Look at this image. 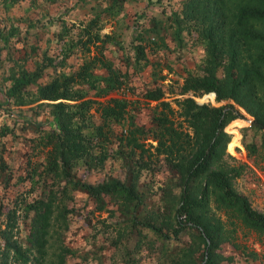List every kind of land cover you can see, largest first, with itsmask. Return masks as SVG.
<instances>
[{"label":"trees","instance_id":"1","mask_svg":"<svg viewBox=\"0 0 264 264\" xmlns=\"http://www.w3.org/2000/svg\"><path fill=\"white\" fill-rule=\"evenodd\" d=\"M219 10L223 19L213 21L217 29L211 28L204 35L202 71L198 74L187 72L177 85L175 94L190 91L198 96L211 91L209 95L212 96L213 92L216 99L223 92L233 96L252 115L249 127L261 132L260 144L264 146V0H233L232 4L219 0ZM94 23V19H90L78 28L75 40L65 39L57 63L52 55L43 52L39 59L33 60L32 68L10 71L6 76L8 83L3 87L4 95L14 104L40 99L38 106L48 107L51 123L45 133L38 137L43 152L42 162H32L28 158L25 175L15 176L12 166L0 155V183L3 186V192H0V264H69L67 254L71 253V249L59 234L51 256H48L47 247L53 221L60 217L61 222L66 223L69 208L63 200L72 189L84 192L97 209L105 208L106 197L118 205L123 217L119 219L118 216L116 222L123 226L125 238L131 239V245L122 246L124 264L136 263L131 253L140 247L141 240L148 241L147 234L150 240L158 242L160 250L159 259L153 264H217L224 257L217 250L220 242L228 238L236 225L258 233L264 232V212L254 208L248 197L232 186L231 178L239 173L241 165L213 164L225 154L222 150L228 135L223 128L228 122L241 118L239 109L232 103H197L192 96L173 97L177 107L174 109L169 101L163 99L164 91L161 88L144 89L142 96L160 105L148 127L150 137L155 141L154 145H150L152 153L160 155L166 166L162 165L167 174L165 187L178 188L177 194L173 193L176 202L165 219L157 217L159 211H164L161 205L153 211V215H149L152 209L143 214L145 197L134 180L105 176L90 181L75 177L72 166L77 161L86 166L101 165L105 153L99 145L97 158L94 157L92 140L98 143L105 140L111 129L110 124H113L111 122L119 121L127 110L121 98L109 96L95 107L100 123L87 121L90 104L95 99L86 96V89H92L98 97L104 96L120 86L124 79V72L105 59L101 50L103 44L96 43L98 40L103 42V38L109 35L100 34L97 28L92 27ZM178 31L175 28V32ZM67 32L68 29L63 27L57 36H66ZM222 34L228 35L231 42L226 49L227 65L219 76L216 73V40L221 39ZM0 37L5 40L7 35L0 31ZM132 39L134 60L138 61L144 56L141 34H134ZM76 44L81 46L83 52L77 66L68 71L53 72L45 80L39 81L45 68L53 69L55 64L64 65ZM91 45L96 47V53L89 56ZM245 47L246 60L238 61L234 68L236 58L241 56V49ZM96 67H102L106 73L96 76L93 71ZM15 73L18 76H14ZM98 80L102 83L98 84ZM78 82L86 84L85 90L83 87L74 89ZM30 84L33 89L29 87ZM69 99L77 101L69 103ZM174 111L180 120L175 121L170 117ZM87 127L89 131L82 130ZM1 130L0 127V133ZM128 142L130 148L138 150L139 165L145 148L133 135ZM241 142L251 152L258 149L253 141L244 140V133ZM40 173L43 174L42 187L39 193L30 194L39 180L34 175L40 176ZM14 176L20 187L14 190V195L9 196L4 193ZM25 180L29 182L27 187ZM210 201L214 208L221 211L225 221L214 213H208ZM21 224H25L26 229L20 238ZM226 224L230 225V229ZM184 235L189 237L188 242L179 240ZM248 253L254 255V252Z\"/></svg>","mask_w":264,"mask_h":264},{"label":"rangeland","instance_id":"2","mask_svg":"<svg viewBox=\"0 0 264 264\" xmlns=\"http://www.w3.org/2000/svg\"><path fill=\"white\" fill-rule=\"evenodd\" d=\"M226 1L232 4L233 0ZM90 19H94L92 27L97 28L100 34L109 35L103 38V42L98 40L96 43L103 44L101 50L105 59L114 68L124 72V79L120 86L104 96L98 97L93 94L92 89H86V96L95 99L90 104L87 121L100 123L95 107L100 102H105L109 96L121 98L127 110L123 118L111 122L113 124H110L111 129L105 140L99 143L92 140V153L96 155L94 157L97 158L99 145L105 153L101 165L86 166L77 161L72 166V173L77 178L90 181L105 176L134 180L145 197L143 214L152 209L149 215H153V211L161 205L164 211H159L157 217L165 219L176 202L173 193L176 195L178 188L165 187L167 174L162 166V157L155 156L150 146L155 141L150 137L148 127L152 115L158 113L160 105L155 100L144 98L142 92L145 88H161L164 91L163 99L169 101L174 109L177 107L173 97L197 96L190 91L183 94L175 92L187 72L198 74L202 71L205 58L204 35L211 28L217 29L212 24L213 21L223 19L219 0H0V31L7 35L5 40L0 37V155L12 166L15 176L27 173L28 158L32 162H42L43 152L38 137L49 128L51 117L47 113L48 107L38 106L40 99L14 104L3 93V87L8 83L6 76L10 71L32 68L33 60L39 59L43 52L52 55L57 63L62 55V43L68 38L75 40L78 28ZM225 26L228 24L225 23ZM63 27L68 32L66 36L58 37L57 32ZM175 28L179 31L175 32ZM138 32L144 44V56L135 61L132 38ZM216 42V73L221 76L228 62L226 49L231 38L222 34L221 39ZM72 49L74 50L67 56L64 65L55 64L53 69L45 68L39 81L45 80L53 72L75 68L83 52L79 44ZM95 49L93 45L90 46L89 56L96 53ZM244 49L246 47L241 49V56L236 58L234 68L238 61L246 60ZM93 71L96 76L106 73L102 67H96ZM14 76L18 75L15 73ZM97 82L102 83L101 80ZM29 87L33 89L32 84ZM78 87L85 90L86 84L78 82L74 89ZM170 90L173 92L170 93ZM75 101L77 99L68 100L69 103ZM206 102L209 105L232 103L239 109L241 118L228 122L223 128L228 135L222 150L225 154L213 164H240L242 168L239 173L231 178L232 186L247 196L254 208L264 212V146L260 144L261 132L249 127L252 115L233 96L223 92L216 99L213 93V97ZM170 117L175 121L181 119L176 111ZM181 121L184 125V121ZM82 130L89 131L90 128ZM242 133L244 140L253 141L259 150L251 152L246 149L241 142ZM132 135L145 148L139 165L138 150L130 148L131 144L128 142ZM141 163L145 164L140 166ZM15 176L11 178L4 194L12 196L14 190L20 187L15 182ZM35 176L39 180L30 194L39 193L43 184V174ZM24 183L25 187L29 185L27 180ZM2 188L1 182L0 192H3ZM105 200V208L97 209L84 192L70 190L63 200L69 208L65 216L66 223L61 222L59 217L50 225L48 256L56 249L59 234L71 249V253L67 254L69 264H124L122 246L131 245V239L125 238L123 226L116 222L118 216L119 219L123 217L118 205L107 197ZM207 211L225 221L224 215L213 207L212 201L209 202ZM226 227L230 229L229 224ZM25 229V224H21L20 238ZM147 237L148 241L141 240L138 245L140 247L131 253L136 258L135 264H153L159 259L158 242L150 240L149 234ZM179 240L188 242L189 237L184 235ZM217 250L224 256L217 264H264V232L258 233L236 225L228 238L220 242ZM248 252H254V255Z\"/></svg>","mask_w":264,"mask_h":264},{"label":"built area","instance_id":"3","mask_svg":"<svg viewBox=\"0 0 264 264\" xmlns=\"http://www.w3.org/2000/svg\"><path fill=\"white\" fill-rule=\"evenodd\" d=\"M210 92L203 93V94L198 95L196 97L193 96V98L196 100L197 103L206 102L208 99H211L213 97V93H212V96L209 95Z\"/></svg>","mask_w":264,"mask_h":264}]
</instances>
